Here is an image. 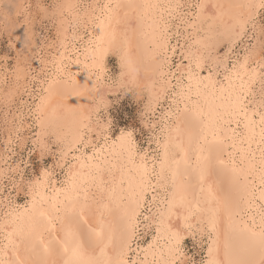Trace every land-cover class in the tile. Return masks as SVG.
I'll use <instances>...</instances> for the list:
<instances>
[{
    "label": "bare ground",
    "instance_id": "obj_1",
    "mask_svg": "<svg viewBox=\"0 0 264 264\" xmlns=\"http://www.w3.org/2000/svg\"><path fill=\"white\" fill-rule=\"evenodd\" d=\"M248 2L250 0H56L51 9L45 8L56 20L55 38L45 45L44 43L36 44L26 31L25 56L15 65L14 72L9 76L10 79L12 78L10 80L12 84L8 86V89L5 88L7 91L4 92L5 98L11 99L10 101H13L15 97L20 100L17 109L19 113H15V124L12 131L7 133L8 137L0 151L4 161L7 162L13 155L16 139H20V147L30 138L31 143L42 155L50 150L49 139H52L57 146V157L53 164L56 168L51 166L49 169H42L39 176L27 181L26 179L23 181V178L21 191L24 189L25 195L27 194L24 203H17L16 200L9 199L10 197L7 196H5V202L0 199V205L3 202L6 207L4 211H0V222L6 211L15 210L16 215L27 218L31 213L32 199L35 195L29 190V186L36 182L45 170L51 174V182L46 188H40L39 194L52 195L53 188L63 186L70 169L79 172L81 163L91 165L98 163L105 170L106 180L112 179L108 174L109 169L115 176L116 195L110 204L109 211L105 212V221L112 241L109 243L106 255L100 256L97 250L95 258L112 261L123 259L127 261V264H144L145 261L147 264H152L153 260L167 259L168 235L162 223V213L166 214L168 203L174 194L177 197L188 195L191 198L194 192L202 203L208 200L211 201V206L220 208L218 258L224 259L225 245L230 244L232 239L230 224L239 223L242 218L246 219L239 214L237 205L240 208L244 207L247 191L252 184H259L258 175L253 174L245 179L243 175L235 176L230 171L217 167L201 185L195 170L196 138L199 136V127L192 129L193 141L187 152L188 162L180 165L175 179L167 169L163 176L158 175L160 162L157 156L162 158V145L168 136L165 123L174 119L170 113H174L177 107L173 102L172 93H178L181 89L187 91L190 83V68L198 72L199 78L205 83H208L205 78L210 75L209 70H211L212 81L217 86L215 96L209 95L207 99L209 103L227 104V92L221 96L220 87L227 88L228 80L225 77L231 71L237 57L242 59L244 54L243 50L230 55L235 43L241 40L235 36L229 24L230 17L241 10L230 6ZM13 3L24 5L25 2L13 0ZM97 3L134 5V7L119 10V23L114 22L113 25L115 39L108 43L111 35L106 37L104 45L106 51L103 52L96 49L95 40L99 33L93 30L94 25L89 24L86 27L81 22L92 18L91 9L87 6ZM68 4L84 7L72 10L61 7ZM177 4L183 7L177 9L175 8ZM196 4L209 6L215 4L222 7L215 9L209 7L206 12L200 14V9L189 7ZM148 5L155 7H146ZM15 12H17L16 9ZM96 14L99 15V12L97 11ZM251 35L249 32L248 36ZM248 36L245 37L248 38ZM223 43L226 44V49L220 55L217 50ZM251 44H258V40L252 39ZM110 53L115 54L118 62L117 76L113 78L114 81H109L111 78L106 65ZM176 53L179 58L173 65L172 58ZM229 59H232L231 63ZM197 61L202 67L197 68ZM203 68L206 70L205 73H202ZM6 76L0 71L2 83L5 82ZM35 83L37 93L33 96L31 89ZM191 84L195 94L196 80L193 79ZM123 86L137 87V90L144 91L145 95L143 104L145 118L142 121L150 131V139L149 145L138 151L137 159L147 154L149 170L153 164L156 168V172L146 178L145 185H141L140 177L135 172L129 173L130 165L127 163V155L119 154V146L113 149V140L119 133L112 136L108 127L109 123L100 119V111L108 101V93L115 92ZM23 95L27 97L31 95L33 100L28 101V98L24 99ZM200 102L202 104L205 102L203 97L200 98ZM149 104L151 108L148 107ZM179 108H184L183 102L179 104ZM30 115L32 126L26 119V116ZM98 124L105 129L102 134H98ZM30 127L34 128V133L27 137ZM236 127L235 122L230 125L232 129ZM89 128H91L90 132ZM162 129H164L163 132ZM78 130L86 133L85 143L71 145ZM105 136L108 137L107 142H105ZM158 140L160 143H157ZM255 140L251 148L258 164L259 128L256 129ZM184 141L185 147L188 148L187 136L184 137ZM135 148L138 149L136 141ZM230 151H232L230 147L226 148L223 153L224 159L228 158ZM90 157L94 158L90 160ZM19 167L16 163V167L13 166L11 170L17 171ZM8 169V167H0V183H3V179L5 180L9 175ZM57 169L62 172L59 178L55 175ZM87 170V168L84 169V171ZM19 182L21 184V181ZM201 186L203 192H201ZM37 199H39L38 195ZM148 230H151L149 239L146 241L142 239L143 242H139L141 233L138 232L142 231L145 234ZM133 236L135 242L131 244ZM186 237L192 238L202 247V260L206 261L210 243L207 233L201 234L197 231L194 237L188 234L185 235L184 240ZM3 242V234L0 233V244ZM182 247H184L183 244ZM183 252L184 258L189 260L184 248ZM88 255H91L90 251Z\"/></svg>",
    "mask_w": 264,
    "mask_h": 264
},
{
    "label": "snow or ice",
    "instance_id": "obj_2",
    "mask_svg": "<svg viewBox=\"0 0 264 264\" xmlns=\"http://www.w3.org/2000/svg\"><path fill=\"white\" fill-rule=\"evenodd\" d=\"M33 5L11 3L3 7L5 26L11 19L12 9L20 15L21 9L31 11ZM69 10L84 7L83 5H63ZM134 5L112 3H97L88 5L91 9V19L81 21L87 27L94 25L93 30L99 35L95 40L96 49L104 50L106 37L111 35L108 43L115 39L114 22L119 23V10L131 8ZM146 7H155L148 5ZM169 7H173L169 5ZM180 4L175 5L179 9ZM190 8L200 9V14L209 7L215 9L220 5L196 4ZM241 11L230 17V28L236 37L251 36L258 44L249 43L243 58L237 57L232 69L225 77L228 86L220 87L221 96L227 92V104L209 103L207 97L215 96L216 83L210 75L205 78L208 83L199 78V73L189 69V85L187 91L173 92L176 111L170 113V121H166L167 139L163 142L162 158L158 155L160 172H171L173 179L179 172L180 165L187 163V152L191 147L192 129L199 127L196 138L197 162L196 171L201 185L215 168L230 171L235 176L256 174L259 184H252L247 191L244 207L237 205L242 218L239 223L230 224L231 243L225 245L224 259H219V234L221 225L220 208L211 206V201L201 202L193 192L188 195L175 194L168 203L166 214L162 213V223L168 235L167 259L153 260L152 264H197L195 260L185 259L183 241L185 235L196 232L207 233L210 240L208 259L200 264H264V0H250L248 3L232 5ZM37 14L46 12L39 3L35 5ZM97 11L99 15H97ZM214 15V14H213ZM257 17H261L259 21ZM250 26V27H249ZM111 30V33H110ZM259 33V35H257ZM197 68L202 67L199 61ZM102 67V63H101ZM195 79L197 87L193 94L191 81ZM203 85V88H201ZM195 95V98H194ZM179 97V99H175ZM204 98V103L200 98ZM183 102L184 108L179 104ZM151 108V104L148 105ZM259 119H256V118ZM235 122L237 127L230 128ZM228 125L229 127H226ZM111 127V124L108 125ZM259 128V163L251 145L256 142V129ZM91 131V128L88 129ZM98 134L105 129L97 126ZM164 129H162V132ZM174 133V135H173ZM86 133L77 132L71 145L85 143ZM135 128H121L119 135L113 140V149L119 146L120 155H127L130 165L129 173L135 172L140 177L141 185L146 184V178L156 172L155 164L148 168L147 154L139 156L135 148ZM188 137V148L185 147L184 137ZM108 137L105 136V142ZM157 143H160L158 140ZM70 145V147H71ZM247 145V147H245ZM94 147V146H93ZM228 158H223L226 148ZM90 157L89 159H93ZM175 166V167H173ZM87 168V171L84 169ZM80 171L70 169L69 176L60 188H53L52 195L39 194L40 188H46L51 182V174L45 170L36 182L29 186L33 192L31 213L24 219L12 212L6 211L0 222V233L4 242L0 244V264H127L118 259L101 260L95 258L99 250L100 256L107 253L112 237L108 233L105 212L116 195V179L109 169L111 180H106L104 168L100 164L81 163ZM247 189V186H246ZM201 192L203 187L201 186ZM37 195L39 199H37ZM27 210V208H26ZM173 218H175L173 220ZM152 247L151 245L149 246ZM89 251L91 255H88ZM87 256V258H85ZM147 264V261L144 262Z\"/></svg>",
    "mask_w": 264,
    "mask_h": 264
},
{
    "label": "rangeland",
    "instance_id": "obj_3",
    "mask_svg": "<svg viewBox=\"0 0 264 264\" xmlns=\"http://www.w3.org/2000/svg\"><path fill=\"white\" fill-rule=\"evenodd\" d=\"M55 1L56 0H24L25 2L24 5H29V4L33 5L31 11L27 9H23L20 12V15H17L15 9H12L11 19L8 21L7 26H5L3 20V14H2L3 7L5 5L13 3V0H0V71L4 72L7 75L5 77V82L2 83L0 81V150L5 140L8 137L9 132L12 131L13 124H15L16 114L19 113L17 109L19 107L20 100L17 99V97H15L13 101H10L11 99L5 98L4 92H6L8 86L12 84V81H10L12 78L10 79L9 76L14 72L15 65H17L20 62L21 58L25 56L26 44L24 43V41L26 40L25 37L26 31L30 34L31 36L30 39L31 40L33 39L34 43L36 42V44L44 43L45 45L48 44L51 39L53 40L55 38L54 32L56 28V20L50 16L51 14L47 10H46L47 12H41L37 14V9L35 8V5L39 3L42 7L51 9ZM260 19L262 18L257 17L258 21ZM242 40L243 42H241L240 40L237 43H235L234 47L231 50L230 55H232L233 53L236 54L238 52H242L245 49V47L252 41V40L250 41L247 37H243ZM225 46L226 44L224 43L219 45L217 50L218 54L221 55L224 53L223 51H225L226 49ZM109 55H108V61L106 62L107 71L111 78L109 79V81H114V79L117 76L118 62L115 54L110 53ZM176 55L177 53L172 58V62H174L173 65L177 63V60L179 58ZM231 60L232 59H229L230 63ZM205 72L206 70L203 68L202 73ZM36 83L32 87L33 89H31L32 90L31 93L33 94V96L37 93ZM2 92L3 94H1ZM144 96H145L144 91L139 92L137 90V87L134 86L120 87L119 89H116L115 92L108 93V101L104 105V107L101 108L100 111L101 114L99 113L101 116L100 117L101 120L105 122L107 121L109 124H111L110 133L112 136L113 133H115V135L119 133V130L121 128L134 127L135 128L134 139L137 142L139 152L140 150H143L145 147H147V145H149V139H150V131L148 130V127L144 126L142 121L143 118H145V116L143 115L145 113V111H143L144 110L143 104L145 101ZM26 97L27 96L23 95L24 99ZM27 98L28 101L33 100L31 95L28 96ZM26 119L32 126L31 115L29 117L26 116ZM150 120L151 118L149 119V121ZM33 129L34 128L30 127L29 129L30 133L27 134V137H30V135L34 133ZM28 139L29 140L26 141V144L20 146L21 148L19 147V144L21 143L20 139L19 138L16 139L17 142L16 145L14 146V152L13 155H11V157L8 158L7 160L8 163L4 161V158L2 157L0 151V158H1L0 167H8L9 168L8 170L10 171L9 175L5 178V180L3 179V183H0L2 188V191L0 192V199L3 202H5V196H7L10 197L9 199L16 200L17 203L20 204L24 203L26 201L27 194L25 195L24 189L23 191H21L22 190L21 186H23L22 185L23 181H25V179L27 181L29 179L34 178L35 176L36 177L39 176L42 169H49L51 166H53L55 157H57L56 155L57 146L55 143H53L52 139H49L50 150L47 153L46 152L43 153L42 155L38 151V148L34 147V145L31 143L30 138ZM16 163H18L20 167L18 168L17 171H12L11 169L13 166L16 167ZM57 170H55V175L57 178H59L62 175L61 174L62 172L59 169ZM18 181H21V184L20 182L18 183ZM15 183H17V185ZM18 187L20 188V190H18L19 189ZM3 202L2 205H0V211H4L6 209L5 205H3ZM138 233H141L140 234L141 238L139 239V242H143V240L146 241L149 239L151 230L150 231L148 230V232H146L145 234L142 233V231ZM132 239L133 240L131 244L135 242L134 236ZM183 246L189 260H196L197 264H200V261L202 260V256H203L202 247L196 242H194L192 238L190 239L189 237H186ZM128 260H130V255H128Z\"/></svg>",
    "mask_w": 264,
    "mask_h": 264
}]
</instances>
